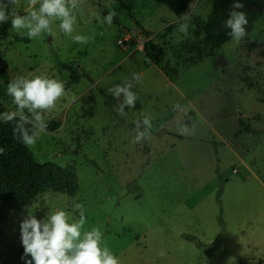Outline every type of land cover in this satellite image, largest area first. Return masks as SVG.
Instances as JSON below:
<instances>
[{
    "label": "rangeland",
    "instance_id": "obj_1",
    "mask_svg": "<svg viewBox=\"0 0 264 264\" xmlns=\"http://www.w3.org/2000/svg\"><path fill=\"white\" fill-rule=\"evenodd\" d=\"M109 5L111 25L92 18L106 16ZM26 7L20 0L9 14ZM211 9V0H192L185 35L180 17L155 0H84L73 35L93 37L88 44L61 33L58 21L55 37L0 34L6 111L16 109L7 84L19 76L47 75L66 87L44 113L53 130L31 149L75 176L79 189L73 196L45 190L27 205L37 219L65 210L72 222L74 204H82L85 228L101 229L120 264H264V15L239 45L205 47L191 66L197 18ZM149 39L165 46L161 66L144 50ZM133 73L141 77L133 81L138 100L121 116L108 89ZM144 115L152 117L151 138L133 144L134 121ZM26 214V207L6 209L0 253L21 242Z\"/></svg>",
    "mask_w": 264,
    "mask_h": 264
},
{
    "label": "clouds",
    "instance_id": "obj_2",
    "mask_svg": "<svg viewBox=\"0 0 264 264\" xmlns=\"http://www.w3.org/2000/svg\"><path fill=\"white\" fill-rule=\"evenodd\" d=\"M84 0H27L24 14L15 11L9 14L10 6L20 5V0H0V23L11 20V28L17 34L25 35L30 40L42 35L55 37L53 25L58 21L59 30L66 36H71L73 42L88 44L93 37L82 34L73 35L78 14L82 11ZM109 12L101 19L96 13L92 18L100 23L111 25L116 12L109 5ZM244 4L234 0L232 10L225 20V28L235 45H239L247 36V14L242 9ZM178 31L185 35L189 33L191 15L186 12L180 16ZM205 34H201L202 38ZM140 75L133 73L132 80H125L108 92L117 101V112L126 116L125 107L134 109L138 95L134 92L133 81L139 82ZM7 94L12 98L15 110L0 113V122L16 121L13 135L25 146L31 148L47 131L44 113L51 112L57 102L66 93L65 84L47 75L19 76L7 84ZM180 108V105H175ZM26 110V111H25ZM134 135L131 143H142L151 138L153 128L152 117L144 115L134 121ZM31 125V128L27 127ZM163 126V125H161ZM181 134H188L187 125H181ZM0 147V155L5 153ZM74 210L79 211V219L70 222L71 215L65 210L48 212L45 219H37L26 206L27 214L20 222V238L23 246L21 259L25 264H120L119 258L105 243L104 233L99 227L86 229L87 218L84 206L74 204ZM30 257V258H29Z\"/></svg>",
    "mask_w": 264,
    "mask_h": 264
},
{
    "label": "trees",
    "instance_id": "obj_3",
    "mask_svg": "<svg viewBox=\"0 0 264 264\" xmlns=\"http://www.w3.org/2000/svg\"><path fill=\"white\" fill-rule=\"evenodd\" d=\"M157 3L167 6L175 15L184 14L192 0H155ZM212 9L206 20L198 19V28L195 30V40L188 44V50L197 59L191 60V66L199 64L203 60V48L211 51L221 48L232 38L229 29L225 28V20L232 10L234 0H211ZM244 4L242 9L247 14L248 25L246 31L252 29L254 23L264 15V0H240ZM126 7L125 4H123ZM171 25L168 30H173ZM11 20L0 25V34L7 38L10 35ZM205 34L202 38L201 34ZM149 34V33H148ZM27 40V39H26ZM144 50L151 61L161 66L165 56V46L149 39L144 44ZM190 60V59H189ZM7 79L5 71H0V79ZM4 85L0 82V98L4 96ZM6 108L0 104V113ZM16 121L10 123L0 122V147L5 148V153L0 155V220L6 218V209L16 206L26 207L34 198L45 190H52L61 194L75 195L79 189L77 178L69 173L61 175L62 168L54 162H41L35 152L25 147L18 138L13 135V127ZM244 131L250 128L240 119ZM59 126V124L57 125ZM27 127L31 128V125ZM53 127L47 124V131ZM23 255L22 243H15L0 253L1 264H25L21 259ZM30 258V257H29Z\"/></svg>",
    "mask_w": 264,
    "mask_h": 264
},
{
    "label": "water",
    "instance_id": "obj_4",
    "mask_svg": "<svg viewBox=\"0 0 264 264\" xmlns=\"http://www.w3.org/2000/svg\"><path fill=\"white\" fill-rule=\"evenodd\" d=\"M1 59H2V58L0 57V60H1ZM217 63H218L219 65H221L222 68H225V67L227 66V61H226L224 55H221V56L217 59Z\"/></svg>",
    "mask_w": 264,
    "mask_h": 264
}]
</instances>
